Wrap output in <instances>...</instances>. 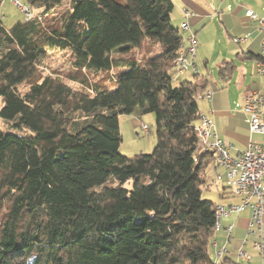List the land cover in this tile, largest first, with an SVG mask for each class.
I'll list each match as a JSON object with an SVG mask.
<instances>
[{"label":"trees","instance_id":"16d2710c","mask_svg":"<svg viewBox=\"0 0 264 264\" xmlns=\"http://www.w3.org/2000/svg\"><path fill=\"white\" fill-rule=\"evenodd\" d=\"M27 1L38 17L0 19V120L15 131L0 128V264H215L200 178L212 155L194 133L206 85L172 80V1L70 0L60 13L62 0ZM49 49L71 51L75 71L42 75ZM137 108L156 143L128 158L119 117Z\"/></svg>","mask_w":264,"mask_h":264},{"label":"crops","instance_id":"0c3cea01","mask_svg":"<svg viewBox=\"0 0 264 264\" xmlns=\"http://www.w3.org/2000/svg\"><path fill=\"white\" fill-rule=\"evenodd\" d=\"M8 1L15 6L12 2L14 0ZM171 1L173 3L172 26L179 31V24L183 19L182 10H188L190 12L187 19L188 25L190 31L194 33L197 43L194 57L196 74L192 72L175 73L176 82L192 80L204 82L205 92H210V98H205V92L203 93L197 100L198 112L210 117L217 137L229 146L230 155L235 157L245 149L251 140L262 141L263 139L261 135L248 130L244 120L245 116L239 106L244 103L247 94L251 92L264 93V77L256 72L261 34L256 22L249 20L244 15L245 9H251L258 15H264V0ZM2 4L0 1V11ZM16 8L18 7L16 6ZM40 12L41 10H34L33 18L38 17ZM0 18L2 20L6 17L2 15ZM179 35L184 40L183 47H186L187 33L179 31ZM234 38H244V41L236 43L233 41ZM121 116L133 131L138 126H143L141 121L136 118L139 115L135 113ZM209 160L200 176L205 181L202 189L208 191L209 197H217V201L208 200L213 201L215 206L237 202L229 194V191L224 189V184L216 179L217 175L224 176L223 170L213 162V159L209 158ZM209 175L216 182L213 188L206 183V179L210 178ZM250 216V210L246 209L240 214L231 215L222 221V228L214 234L212 241L211 257L214 262H216L214 255L217 248L225 245L228 249L226 256L218 262V264H225L231 260L229 245L232 241L236 247L235 254H237V249H243V246L247 244ZM230 225H233V229L228 236L226 228Z\"/></svg>","mask_w":264,"mask_h":264},{"label":"built area","instance_id":"2783aa9c","mask_svg":"<svg viewBox=\"0 0 264 264\" xmlns=\"http://www.w3.org/2000/svg\"><path fill=\"white\" fill-rule=\"evenodd\" d=\"M12 1V0H11ZM23 13L25 21L32 19L28 7L21 6L14 2ZM183 19L179 24V31L187 33L186 47L181 48L177 56L171 63L173 72L183 74L192 72L196 74L194 57L196 50V38L190 31L188 17L190 12L182 10ZM244 15L251 21H255L261 34L258 61L256 72L264 77V15H258L251 9H245ZM234 42L241 43L244 38H234ZM176 80L175 75L172 78ZM205 98H210V92H205ZM245 116V122L251 133L261 135L262 141L251 140L245 149L237 156L232 157L229 153V146L220 140L215 131L213 121L207 115L199 113L198 122L194 127L197 143L204 152L212 155L213 162L220 167L224 176L217 175L216 179L221 181L229 194L237 200L234 203L219 204L214 207V232H219L222 228V221L231 215H238L248 209L251 212L248 234L254 237L251 244L263 259L264 258V93L251 92L246 95L244 103L239 106ZM143 129L145 126H142ZM233 229V225L226 228L228 236ZM246 242L244 241V244ZM215 247V244H213ZM228 253L226 246H222L215 251V264H218ZM237 257L241 260L250 261V256L243 250H237Z\"/></svg>","mask_w":264,"mask_h":264},{"label":"rangeland","instance_id":"374dc122","mask_svg":"<svg viewBox=\"0 0 264 264\" xmlns=\"http://www.w3.org/2000/svg\"><path fill=\"white\" fill-rule=\"evenodd\" d=\"M0 1H2L3 3L1 6L0 17L2 15H5L6 18H2L1 21L6 28L12 27V25H14L18 21H24L25 13H23V11L16 8V6H13V4L8 0H0ZM14 1H17L21 6L29 7L27 0H14ZM117 1L122 4H125L126 0H117ZM69 2L70 0H62L61 4L56 7L57 8L56 12L60 13L62 11H65L69 6ZM30 13H31V17L33 18L34 10L31 9ZM139 55L140 53L138 54L136 53V56L139 57ZM75 61H76V57L73 55L71 51L68 50L58 51L54 49H49L47 50L46 57L40 60L39 71L42 75H46L50 73H57L62 76L68 75L72 73V71H75L76 65L73 64ZM80 72L82 71L80 70ZM86 72L89 74L90 79L93 82L98 81L101 82V84L104 85L107 89H114L115 81L112 79L111 74L99 73L98 75L93 76L91 75L90 69H86ZM68 84L70 87L74 89H77L78 87L76 83L68 82ZM176 84H180V82L178 81L176 82ZM30 86H31V82L25 81L17 87V92L19 93V95H22L29 89ZM0 107H1V99H0ZM135 114L139 115L136 118L139 121H141L143 126H145L144 129L143 127L138 126L137 129L133 131L125 123L124 117L121 116L119 118V133L122 138V141L118 148V152L122 156L128 158H131L138 154L151 153L156 143V125H155L154 115L152 113H143L139 108L136 109ZM0 128L3 131L9 133H15L14 130H6V129L4 130V124L1 122V120H0ZM209 177L210 178L206 179V183L210 184L211 188H213L216 185V182L213 178H211V175H209ZM202 198L217 201V197H213V198L209 197L208 191H206L204 188L202 190ZM245 214H248V212H245ZM246 239H247V244L243 246V250L250 256V261L241 260L236 256L235 254L236 247L234 246V242L232 241L231 244L229 245V249L231 251V260L230 262L225 264H263V260L261 256L251 247V244L254 241V237L247 236ZM209 251L212 252L211 248H209Z\"/></svg>","mask_w":264,"mask_h":264},{"label":"water","instance_id":"95a60500","mask_svg":"<svg viewBox=\"0 0 264 264\" xmlns=\"http://www.w3.org/2000/svg\"><path fill=\"white\" fill-rule=\"evenodd\" d=\"M263 264H264V259H263Z\"/></svg>","mask_w":264,"mask_h":264}]
</instances>
